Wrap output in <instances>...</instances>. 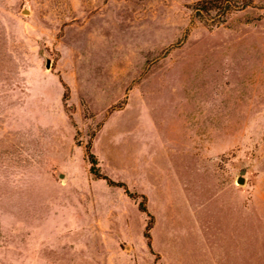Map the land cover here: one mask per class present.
<instances>
[{
  "label": "rangeland",
  "instance_id": "374dc122",
  "mask_svg": "<svg viewBox=\"0 0 264 264\" xmlns=\"http://www.w3.org/2000/svg\"><path fill=\"white\" fill-rule=\"evenodd\" d=\"M200 1L0 0V264H264V0Z\"/></svg>",
  "mask_w": 264,
  "mask_h": 264
},
{
  "label": "trees",
  "instance_id": "16d2710c",
  "mask_svg": "<svg viewBox=\"0 0 264 264\" xmlns=\"http://www.w3.org/2000/svg\"><path fill=\"white\" fill-rule=\"evenodd\" d=\"M218 1H221V0H202V1H200V2H198L196 4L197 5L196 9L197 10H202V11H207L208 7H203V3H206V2L215 3V2H218ZM228 2L230 3L229 0H228ZM228 2H226L225 5L229 6ZM86 152H87V156H88L89 163H90L89 171L95 178L103 179V180L106 181L107 184H109L111 186L121 187L124 190V192L130 198L139 199L138 200V204H137L138 205V209L140 211L146 213L147 216L149 217L147 222H146V225H145L144 237L146 238L147 246L152 251L150 229L152 228L153 223H154V216L148 211V208H147V205H146V202H147L146 195L143 194V193H139L137 191L130 190L129 187L127 186V184L124 181L114 180V179L110 178L109 176H107L106 174H103L100 171V169H99L97 157L90 150V145L89 144L86 145ZM156 257L158 258V254H156Z\"/></svg>",
  "mask_w": 264,
  "mask_h": 264
},
{
  "label": "water",
  "instance_id": "95a60500",
  "mask_svg": "<svg viewBox=\"0 0 264 264\" xmlns=\"http://www.w3.org/2000/svg\"><path fill=\"white\" fill-rule=\"evenodd\" d=\"M24 12H28V9L26 8V9L24 10ZM48 66H49V65H48V63H47V67H48ZM241 173H244V170H242ZM62 176H63V175L61 174V177H62ZM237 182H238V183H243V182H244L243 176H239L238 179H237Z\"/></svg>",
  "mask_w": 264,
  "mask_h": 264
}]
</instances>
